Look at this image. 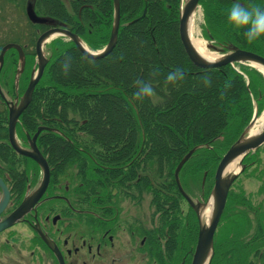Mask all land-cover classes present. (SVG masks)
Instances as JSON below:
<instances>
[{
    "label": "trees",
    "instance_id": "1",
    "mask_svg": "<svg viewBox=\"0 0 264 264\" xmlns=\"http://www.w3.org/2000/svg\"><path fill=\"white\" fill-rule=\"evenodd\" d=\"M8 1L24 10L31 1L37 16L76 34L92 52L101 50L109 40L113 0ZM236 3L264 8V0H200L202 38L223 52L236 47L264 58V36L248 43L246 29L228 23V13ZM119 5L117 42L108 56L87 59L72 42L60 37L48 44L49 62L21 120L30 133L39 123L54 130L42 132L37 146L53 177L76 171L80 200L104 199L108 190L113 191L109 185L131 200L146 194L159 230L171 235L169 246L176 253L194 249L197 218L189 207L182 211L185 200L178 192L174 171L190 150L199 147L183 165L179 180L188 195L187 181L199 185L206 200L221 158L249 125L255 108L257 115L264 109V76L242 65L236 66L238 71L230 65L196 68L178 35L182 0H119ZM27 25L33 35L23 49L21 92L34 65L32 43L48 28L28 20ZM5 57L0 84L12 90L8 74L16 69L18 56L10 50ZM69 58L65 74L62 64ZM176 69H182L185 78L166 84L167 75ZM205 75L211 78L210 85L204 83ZM137 81L150 83L154 95L134 99ZM261 155L264 145L243 160L241 175L248 173L259 185L255 195H250L235 189L239 177L233 183L214 235L210 264H264ZM15 156L8 148L0 150V164H7L9 172L0 177L22 186L23 175L14 168Z\"/></svg>",
    "mask_w": 264,
    "mask_h": 264
},
{
    "label": "flooded vegetation",
    "instance_id": "2",
    "mask_svg": "<svg viewBox=\"0 0 264 264\" xmlns=\"http://www.w3.org/2000/svg\"><path fill=\"white\" fill-rule=\"evenodd\" d=\"M30 77L22 92L20 80L17 84L13 82L12 92L1 85L4 98L0 96L3 108L0 110V150L8 148L15 153L14 168L23 175V180L22 186H14L11 180L0 177L9 192L0 222L39 187L43 177L41 168L30 158L17 154L9 143V109L19 106ZM5 85L8 87V81ZM25 110L15 126L16 142L21 149L30 151L31 140L41 128L35 140L40 152L38 137L42 132L54 130L39 123L33 133L28 132L21 120ZM40 154L49 168L48 186L32 210L0 232V264H191L194 249H181L176 253L175 248L169 246L171 235L159 230L150 201L146 206L148 217L142 216L144 196L140 200L123 198L109 185L113 191L108 190L104 199L80 200L76 192V171L71 169L64 175L55 173L53 177L50 165ZM6 168L7 164H0V175H9ZM138 178L139 174L136 180ZM2 198L0 190V201Z\"/></svg>",
    "mask_w": 264,
    "mask_h": 264
},
{
    "label": "water",
    "instance_id": "3",
    "mask_svg": "<svg viewBox=\"0 0 264 264\" xmlns=\"http://www.w3.org/2000/svg\"><path fill=\"white\" fill-rule=\"evenodd\" d=\"M200 0H183V4L180 10L179 16V26L178 35L183 47V50L190 60V62L198 69L201 70H211L217 69L224 66H234L236 64L245 65L256 69L264 76V58L256 54L242 51L236 47L228 48L227 52H223V49L213 47L208 45V48L212 51H216L221 55L215 60L209 61L205 60L194 50L188 32L189 20L191 16L198 12ZM114 17L111 32L109 35V40L107 44L97 52H91L82 40L74 33L61 27H57L54 22L48 18H42L36 15L33 9V4L29 1L25 8V14L28 21L31 24L36 25H50L52 28L46 30L39 35L35 42V58H36V70H33L27 88L20 100L19 106L17 108L9 109L8 118V132H9V143L12 149L19 155L26 156L33 160L42 170L43 177L39 187L32 192L28 197H26L19 207L14 210L4 221L0 222V232L11 227L15 222L19 221L26 213L34 208L40 198L46 191L49 183V168L38 151L35 140L38 134L41 132V128L37 130L36 134L31 140L30 151H25L21 149L15 139V126L19 115L27 108L32 99V94L35 86L41 79L44 69L49 62V59L45 57L43 48L55 38L61 37L67 41L74 44L75 48L80 52L82 56L91 60H98L108 56L114 49L117 42V35L120 25V5L119 0H113ZM145 14V13H144ZM143 14V16H144ZM15 50L18 53L19 60L22 61L23 67V53L20 46L17 44H7L0 50V70L3 66V58L8 50ZM21 73V71L19 72ZM0 96L4 98L0 90ZM257 120L256 110L253 118L249 125L244 129L239 138L230 146L227 152L223 155L220 162L218 163L214 178H213V188L210 194V200H212V214L207 223H202L201 221V209L205 204L194 203L192 199L183 191L180 181L179 172L183 165L191 158L194 152L199 148L196 147L190 150L179 162L174 171V180L178 189V192L185 199L188 206L194 211L198 220V235L195 250L192 256L191 264H210L213 256V239L220 222L221 216L223 214L227 196L229 190L238 178V176L244 171L245 166L243 165V160L250 153L255 152L261 146L264 145V127L263 129L254 136L249 135V131L253 126L254 122ZM238 160V171L236 173H226V168L229 164ZM206 174H204L202 179V185L204 184ZM0 190L2 191L3 198L0 201V214L4 211L8 204L9 192L0 179ZM208 203V204H209Z\"/></svg>",
    "mask_w": 264,
    "mask_h": 264
},
{
    "label": "rangeland",
    "instance_id": "4",
    "mask_svg": "<svg viewBox=\"0 0 264 264\" xmlns=\"http://www.w3.org/2000/svg\"><path fill=\"white\" fill-rule=\"evenodd\" d=\"M13 3L14 2H10L8 0H0V49L4 47L6 44L14 43L16 41L19 43L21 47L27 46L31 43L30 38L33 35V29L27 25V18L25 16V10L21 8H17V5H14ZM202 24H203L202 13H201V10H199L197 12L196 20H195L193 30H192L193 38L201 40L204 43V45H206V48L208 51L213 52L216 55L220 56L221 55L220 53L209 49L208 48L209 43L202 38L201 36V25ZM34 45H35V42L32 43V46H31L32 51H34ZM47 46L43 48L44 55L46 57H48L49 55ZM139 47L142 48L143 46H139ZM5 58L6 57L4 56V62H5ZM33 58H34V65L32 66L31 72L36 69V60H35V57ZM6 61H7V67H8L9 58H7ZM20 71L21 73H19ZM23 71H24V68L22 67V61H19L18 59L17 64H16V69H14V71L11 70L8 74L10 85L12 82H15V81H16V84L18 83L17 81L20 80V76L23 73ZM3 82H4V78H3ZM7 89H9V91L11 92L13 90V88L11 90L10 87H8ZM7 98L9 99V95H7ZM2 109L3 108L0 105V110ZM263 113H264V109L261 112V114L257 116V119ZM108 119H110L109 116H108ZM261 158L264 159V155H261ZM258 185H259L258 182L255 179H253V177H251L248 173H246V174L239 176L235 189L238 187L242 189L243 191H245V193L247 194L255 195ZM184 186H185V189L190 192L189 195L192 198V200H194L197 203L200 202L201 204H205V206L201 209V221L204 224L207 223L208 222L207 218L203 217L202 214L206 210L210 209L208 201L210 199L212 188L206 200H204L202 193L200 191L199 185H193V183L187 181L186 184H184ZM212 187H213V184H212ZM201 188H202V181H201ZM149 200H150V196L148 195L146 196V194H144V198H143L144 204L142 208V212L145 211V213H142V216L144 218L148 217L146 206H147V201ZM253 200H255V198H253ZM187 207L188 205L184 202V204H182V211L186 212Z\"/></svg>",
    "mask_w": 264,
    "mask_h": 264
},
{
    "label": "clouds",
    "instance_id": "5",
    "mask_svg": "<svg viewBox=\"0 0 264 264\" xmlns=\"http://www.w3.org/2000/svg\"><path fill=\"white\" fill-rule=\"evenodd\" d=\"M228 23L235 28L246 29L244 35L248 43L259 39L264 36V8L259 6L244 7L239 3L233 4L228 13ZM70 58L65 60L62 64V70L67 74V69L70 67ZM185 78L182 69H176L169 73L166 77L165 83H176ZM206 85L211 84V78L207 75L202 77ZM137 91L134 94V99L143 100L146 97L154 95V89L150 83L137 81Z\"/></svg>",
    "mask_w": 264,
    "mask_h": 264
},
{
    "label": "bare ground",
    "instance_id": "6",
    "mask_svg": "<svg viewBox=\"0 0 264 264\" xmlns=\"http://www.w3.org/2000/svg\"><path fill=\"white\" fill-rule=\"evenodd\" d=\"M196 15H197V12H195L189 20L188 32H189L191 44L194 50L198 53V55H200V57H202L205 60L213 61L218 57V55H216L213 52L208 51L206 48V45H204V43L201 40L193 38L192 30H193V26L196 20ZM263 127H264V113L254 122L253 126L251 127L249 131V135L250 136L256 135L263 129ZM238 169H239L238 160H235L234 162H232L231 164L227 166L226 173L227 174L236 173ZM209 207L210 209L206 210L202 214V216L207 218V220H209L212 214V200H210Z\"/></svg>",
    "mask_w": 264,
    "mask_h": 264
}]
</instances>
